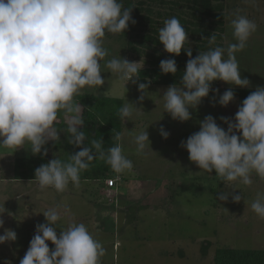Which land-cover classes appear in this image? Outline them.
Listing matches in <instances>:
<instances>
[{
    "label": "clouds",
    "instance_id": "9594fccd",
    "mask_svg": "<svg viewBox=\"0 0 264 264\" xmlns=\"http://www.w3.org/2000/svg\"><path fill=\"white\" fill-rule=\"evenodd\" d=\"M239 13L238 9L231 21L236 43H229L226 49L210 48L194 58L191 49L185 48L190 58L180 81L182 86L172 84L164 92V109L173 119L189 120V107L195 108L201 98L208 96L212 81L250 86L249 79L241 77L235 54L247 46L257 25ZM129 22L136 23L131 8H123L117 0H0V146L15 151L28 142L31 153L46 154V148L41 152L42 146L49 140L59 141L54 122L60 110L67 117L68 143L82 145L86 139L82 130L83 106L73 102L74 96L85 86L100 87L105 83L100 63L108 55L103 47L105 32H124ZM216 38L213 32L206 39L215 44ZM158 39L168 53L179 55L188 44V33L176 17H171L159 29ZM105 66L132 83H136L133 77L138 78L142 68L138 62L121 57L107 60ZM159 67L163 73L177 72L174 59L161 60ZM148 83L138 84V100L146 96ZM211 91L216 93L218 89ZM233 99L230 88L220 95L218 103L227 106ZM134 112L139 115L141 109L129 102L118 109L122 120L131 119ZM220 120L227 123V131L207 115L200 121L199 131L181 142L189 160L208 173L215 169L216 175L226 181L239 179L244 185H251L253 172L264 179V87L258 86L242 101L235 123L224 116ZM160 134L163 138L169 135L163 125ZM114 139L120 141L121 134L116 132ZM134 143L137 153L143 154L150 144L148 132L144 129L136 134ZM102 144L101 139H93L91 146L81 147L67 161L55 157L41 164L35 169L39 187L64 192L71 182L78 188L81 172L88 170L97 158L118 174L132 169L133 163L119 143L109 147L107 153ZM228 195L221 193L218 199L226 201ZM241 198L239 194L232 196L233 202ZM251 208L264 218V195L258 193ZM63 213H70L67 205L63 206ZM43 215L47 223L36 225L19 264H101L106 249L83 223H70L58 236L55 225L62 215L59 206L49 208ZM16 238L15 231L6 229L0 235V243ZM46 241L55 245L53 250Z\"/></svg>",
    "mask_w": 264,
    "mask_h": 264
},
{
    "label": "rangeland",
    "instance_id": "374dc122",
    "mask_svg": "<svg viewBox=\"0 0 264 264\" xmlns=\"http://www.w3.org/2000/svg\"><path fill=\"white\" fill-rule=\"evenodd\" d=\"M221 2L225 13V49L229 43L237 42L231 21L238 9L240 15L257 25L247 46L235 54L241 77H247L250 86L220 81L210 86L208 96L201 98L195 108L189 107V120L173 119L164 109V92L170 85L148 84L146 96L138 100L141 95L138 86L107 69L106 61L114 57L142 63L125 51L124 37H120V33L106 31L103 47L108 55L100 62L105 83L100 87L85 86L80 94L121 98L123 105L129 102L141 109L139 115L134 112L131 119L123 120L118 141L133 167L105 180H80L78 188L69 182L64 192H58L52 187L41 189L36 179L12 178L14 158L28 156L30 143L15 151L0 146V219L3 220L0 235L10 229L17 236L14 241L0 243V264H19L36 232V225L47 223L43 212L57 206L62 212L55 225L57 235L70 223H83L106 249L101 264H213L215 251L220 247L264 249V218L251 208L257 194L264 195V179L253 172L251 185H244L239 179L223 180L215 169L210 173L199 169L189 160L187 149L181 146L182 141L199 131L200 121L207 115L225 131L228 125L220 120L221 116L235 123L241 97L247 92L234 93V99L227 106H221L218 100L224 91L230 88L233 92L255 91L258 86L264 87V0ZM224 58H227L226 52ZM211 89L218 92L213 93ZM58 114L54 126L58 129L59 141L48 154V160L67 153L62 129V121L67 117L63 110ZM161 125L169 133L167 138L160 134ZM144 129L150 144L143 154H138L134 136ZM236 134L240 135L238 131ZM106 180L111 184L107 185ZM221 193L229 194L226 201L218 199ZM237 194L242 198L233 202L232 196ZM64 205L70 213H63ZM46 243L50 250L54 249L51 241ZM202 247H206L205 255Z\"/></svg>",
    "mask_w": 264,
    "mask_h": 264
},
{
    "label": "trees",
    "instance_id": "16d2710c",
    "mask_svg": "<svg viewBox=\"0 0 264 264\" xmlns=\"http://www.w3.org/2000/svg\"><path fill=\"white\" fill-rule=\"evenodd\" d=\"M117 2L121 3L123 8H131V17L136 21L135 24L129 22L128 28L120 33V37H124L125 51L135 60L141 61L143 65L139 70V77H133L136 83L132 84L136 87L139 83L149 81L148 84L182 86L180 81L186 61L190 58L185 48L191 49L192 58L199 52H206L210 48L217 46L224 48L223 18L225 13L221 0H117ZM161 7L167 10L161 11ZM171 17H176L188 33V44H185L179 55L168 53L158 39L159 29L164 26V21ZM137 28L139 30L134 33ZM213 32L217 37L216 42L209 44L206 38ZM164 59L176 61L177 72L175 74L161 72L159 63ZM220 81H212L210 86H216ZM251 92L253 91L236 90L234 93H246L245 97H241L240 104H242ZM74 101L83 106L82 130L86 139L80 146L69 144L70 134L66 131L67 124L66 121H62L67 153L60 159L67 161L69 155L79 151L81 147L91 146L93 139H101L102 148L107 153L109 147L118 143L114 139L115 133H121L123 128V120L118 114V109L123 106L122 99L86 92L74 96ZM56 144L57 142L49 140L42 146L41 152L47 149L44 155L31 153L30 147L28 156H16L13 160L12 178L35 180V169L49 161L51 150ZM114 175L115 172L110 165L97 158L91 162L88 170L81 172L80 180H105ZM202 248V253L205 255L206 247ZM213 264H264V249L220 247L215 251Z\"/></svg>",
    "mask_w": 264,
    "mask_h": 264
},
{
    "label": "built area",
    "instance_id": "2783aa9c",
    "mask_svg": "<svg viewBox=\"0 0 264 264\" xmlns=\"http://www.w3.org/2000/svg\"><path fill=\"white\" fill-rule=\"evenodd\" d=\"M105 182H106L107 185H110L111 184V182H108L107 180Z\"/></svg>",
    "mask_w": 264,
    "mask_h": 264
},
{
    "label": "crops",
    "instance_id": "0c3cea01",
    "mask_svg": "<svg viewBox=\"0 0 264 264\" xmlns=\"http://www.w3.org/2000/svg\"><path fill=\"white\" fill-rule=\"evenodd\" d=\"M97 224V223H96Z\"/></svg>",
    "mask_w": 264,
    "mask_h": 264
}]
</instances>
